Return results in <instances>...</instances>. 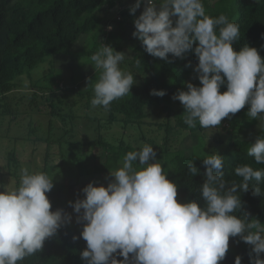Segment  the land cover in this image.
<instances>
[{
  "label": "clouds",
  "instance_id": "obj_1",
  "mask_svg": "<svg viewBox=\"0 0 264 264\" xmlns=\"http://www.w3.org/2000/svg\"><path fill=\"white\" fill-rule=\"evenodd\" d=\"M141 5L144 10L134 21L133 36L148 54L168 61L169 54L184 58L196 45L195 72L202 86L186 83L187 90L172 97L183 105L189 127L198 122L202 128H216L246 105L250 120L264 118V58L247 44L234 50L238 24L224 15H207L203 0H136L130 12L134 15ZM124 58L123 52L105 44L91 56L92 66L100 70L93 86V108L107 110L111 102L131 92L134 77L119 67ZM225 84L227 90L221 92ZM151 94L162 97L166 91L153 89ZM248 155L264 164V135L251 143ZM159 161L154 147L144 144L126 153L122 167L110 172L114 179L106 187L91 182L82 189L83 199L69 201L76 222L83 224L80 237L73 239L86 241L80 253L85 264H220L232 237L252 246L250 264H264V227L247 213L245 220L233 214L243 207L238 193L248 192L253 179L257 181L253 194L264 196L259 187L264 169L238 165L234 172L241 182L229 183L224 157L208 154L202 159L206 171L199 198L181 203L178 185L168 179ZM135 163L142 167L137 170ZM187 168L194 176L200 173L195 161ZM10 184L0 185L4 189L0 191V264H19L41 252L45 241L72 221V214L64 209L52 210L47 194L54 178L46 173L23 168L18 187ZM235 264H242L240 256Z\"/></svg>",
  "mask_w": 264,
  "mask_h": 264
},
{
  "label": "trees",
  "instance_id": "obj_2",
  "mask_svg": "<svg viewBox=\"0 0 264 264\" xmlns=\"http://www.w3.org/2000/svg\"><path fill=\"white\" fill-rule=\"evenodd\" d=\"M156 2L158 3V0ZM119 4L121 0H0V123L10 124L26 112L29 124H32L30 131L32 133H36L37 130L46 132L48 141L51 136L53 117L65 118L66 116L70 117V120L74 117L70 116V110H67L68 100L72 94L78 95L79 99L86 98V107H90L93 86L99 80L100 70L94 69V73L86 79L89 85L86 90H78L76 84L83 75L77 70L74 71L72 85L60 87L59 82L52 76L53 61L62 54L75 52L77 42L84 35H91L94 39L93 46L86 54H95L103 46L98 39L105 17L102 13L105 10H117L121 6ZM203 5L207 15L213 18L224 15L229 22L238 24L240 36L239 40L233 44L234 50L239 51L247 44L255 47L264 58V0H216L214 2L203 0ZM118 13L123 16V22L133 24L136 19L134 16L138 15V11L133 15L130 8L119 9ZM104 44L111 45L116 51L123 53L125 51L122 37L113 32L107 33ZM131 46L133 52L131 61L135 69L127 70L126 73L133 75L135 84L131 92L111 102L107 110L99 106L102 112L97 121L99 126L95 124L94 127V130L100 133L99 141H86L83 144L85 148L91 149L95 143H98L104 149V161L98 164L94 156L92 169L88 167L85 172L86 176L89 174L91 178L96 177V180L111 176V171L122 167V161L127 152L140 150L143 146L135 145L125 138L115 141L106 140L103 130L111 129L119 122L120 127L124 129L133 126L139 130L140 137L145 144L154 147L159 160L170 152V139L173 133L189 130L196 133L195 136L199 138L205 135L206 129L202 128L198 122L194 128L184 122V107L178 100L172 98L178 90L186 91V83L197 74L195 68L198 58L194 53L196 45L193 46V50L185 54L184 58H176L169 54L168 61L148 54L141 41ZM77 52L81 54V51L77 50ZM45 62L51 64L47 76L30 81L32 92L22 91L19 82L21 77L23 75L31 77V71ZM200 86L202 85L197 87ZM153 89L164 90L166 95L162 97L152 95ZM226 90L225 84L220 91ZM248 107L246 105L235 115L230 114L231 118H225L220 126L212 128L224 129L233 137L228 148L217 151L224 157L223 171L229 183L241 182L242 178L236 176L234 172L238 165L248 164L254 169H264V164H257L254 157L248 155V149L256 138H239L230 127L234 126L238 116L246 115ZM46 116H50L48 124L41 119ZM150 118L163 119L155 123L158 125L157 130L164 132L163 143H157L155 139L145 136L146 132L143 128L145 124L151 126V123L147 122ZM225 124L228 126L226 127ZM261 132H264V129L260 131V135ZM40 138L37 137V139ZM46 151L49 152L48 147ZM6 152V172H0V178L4 180L7 175H10L20 181L18 152L15 148ZM208 154L211 153L189 155L177 153L169 162H160L164 172L168 174V179L178 185L179 202L185 203L199 198V187L204 183L206 171L202 159ZM48 155L46 154V157ZM86 157L87 155L83 152L79 154L68 175H82L81 172L88 160ZM194 161L200 170V173L195 176L187 168L188 163ZM11 166H16L15 170H11ZM134 167L139 170L142 166L135 163ZM101 183L105 187L108 185ZM77 184L78 181H67L58 186L54 185L52 191L47 194L52 203V210L64 209L65 212L72 214V221L62 226L56 235L47 239L41 252L26 257L19 264H85L80 253L85 250L86 241L82 237L73 239L74 236L80 237L83 224L76 222L77 214L69 206V201L75 202L77 199L84 198L83 191L76 188ZM256 185L257 181L253 179L250 181L248 192L238 193L243 207L233 214L245 220L244 213H247L249 219L259 220L264 227V196L253 194ZM259 187L264 193V180L259 182ZM1 191H4L3 188ZM201 204L203 205L202 200ZM251 247L240 237L230 238L229 250L220 264H235L237 256L242 258V264H250ZM117 258L123 259L119 256Z\"/></svg>",
  "mask_w": 264,
  "mask_h": 264
},
{
  "label": "rangeland",
  "instance_id": "obj_3",
  "mask_svg": "<svg viewBox=\"0 0 264 264\" xmlns=\"http://www.w3.org/2000/svg\"><path fill=\"white\" fill-rule=\"evenodd\" d=\"M212 1L214 2L216 0ZM159 2L160 0H158V3ZM135 3L136 0H121V4H119L121 6H119L117 10H105V12L102 13L105 15L101 24L102 32L98 37L102 45L105 43L108 32H113L122 37V43L125 46L124 56L126 60L122 62L123 65L120 63L119 67L125 73L128 72L127 70L135 69L134 64L131 61L133 55L131 45L140 40L133 36V32L135 31L134 24L123 22L124 18L118 13V10L131 8ZM143 10L144 5H141L137 10L138 15L134 17L138 18ZM109 26H111L110 30ZM93 43L94 39L91 35H84L77 42L75 52L62 54L54 58V74L52 76L57 82H59L60 87L71 86L74 82L72 81L74 80V71L77 70L83 75V78L79 79L76 84L78 90L88 89L89 85L86 79L94 73V68L92 66L93 62L91 61L92 55H88L86 52L93 46ZM77 50L81 51V54H79ZM50 65L51 64L47 62L42 63L31 71V77L23 75L19 81L21 83V90L25 92L31 91L29 85L30 81L33 79L37 80L36 78L39 77L47 76L48 72H50ZM45 80L46 79H44V81ZM188 83H192L196 86L200 85L198 73ZM92 96H94V90H92ZM86 103V98L79 99L78 95L72 94L68 100L69 105L67 106V110H70V116L74 117L71 120L70 117L66 116L65 118L61 116L53 117V126L50 132L51 136L48 141L46 140V132L37 130L36 133H32L30 131V125L32 124H29V118L26 112L10 124L6 122L0 123V172H6V151L15 148L19 156V171H21L22 168H26L29 173L44 172L50 178H54V185L58 186L67 181H78L76 188L79 191H82V189L91 182H95L96 186L102 185L101 182L108 184L114 179L110 175L103 180H96V177L91 178L89 174V176H86L85 173L88 167L92 169L94 156H96L95 161L98 164H101L104 161V149L102 146L95 143L91 149H87L84 147L85 145H83L86 141H99L100 133L97 130H94V127L95 124L98 125L99 122L97 121L102 113L99 106L93 108L90 103V107H86ZM88 118L94 119L95 121H89ZM41 119L48 124L50 116ZM101 119L103 120L104 118ZM161 120L163 119L150 118L147 122L148 124L151 123V126L145 124L146 126L144 125L143 128L146 132L144 133L145 136L155 139L157 143H163L164 132L163 130H157L158 125H155L156 122H160ZM225 126L227 127L228 125L225 124ZM230 127L239 138H256L258 135L260 136V131L264 129V118L250 120L248 116L243 114L238 116L235 120L234 126ZM102 133L108 141L125 138L138 146L145 144L142 137H140L141 133L139 130H136L133 126L124 129L120 127V122L111 129L103 130ZM195 134L196 133H192L189 130L173 133L170 139V152H168L159 162H169L177 153L185 155L192 153L212 154L218 150L221 151L228 148L233 139L226 130L221 128L206 129L204 137L201 138L195 136ZM261 135H264V132H261ZM14 137L19 139L17 140ZM37 137L41 138L37 139ZM46 147H48L49 152L46 151ZM82 152L87 155L86 158L88 159L86 167H84L81 172L82 175H78L79 177L75 176V174L68 175L72 171L71 168H73V164L77 161L78 155H81ZM46 154H49L48 157H46ZM37 155H39V157ZM44 162L45 166H43ZM15 167L16 166H11V170H15ZM74 172L76 174L78 173V171ZM19 175H21V173H19ZM19 182L20 181L14 176L10 175H7L4 180L0 178V185H9L11 183V187H18ZM1 190L2 188H0V191Z\"/></svg>",
  "mask_w": 264,
  "mask_h": 264
}]
</instances>
